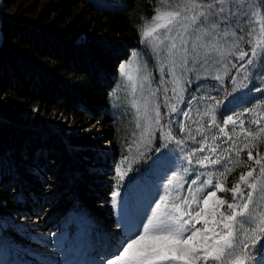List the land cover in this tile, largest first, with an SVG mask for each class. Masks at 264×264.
I'll use <instances>...</instances> for the list:
<instances>
[{"label": "snow or ice", "instance_id": "6c2138e0", "mask_svg": "<svg viewBox=\"0 0 264 264\" xmlns=\"http://www.w3.org/2000/svg\"><path fill=\"white\" fill-rule=\"evenodd\" d=\"M152 11L135 25L144 47L118 66L138 130L113 178L121 233L91 264H264V154L253 157L264 143V98L217 115L222 101L208 92L224 90L226 76L235 88L232 69L247 79L258 60L264 66V0H156ZM257 75L264 82V70ZM193 79L204 94L180 108ZM206 100L214 103L193 109ZM248 114L260 117L255 130L244 127ZM140 160L150 163L123 185ZM237 168L245 170L228 187Z\"/></svg>", "mask_w": 264, "mask_h": 264}, {"label": "trees", "instance_id": "16d2710c", "mask_svg": "<svg viewBox=\"0 0 264 264\" xmlns=\"http://www.w3.org/2000/svg\"><path fill=\"white\" fill-rule=\"evenodd\" d=\"M24 2L0 0L5 21L0 93L21 100L0 107V237L20 247L12 246L0 264H41L21 249L41 244L6 218H39L52 244L72 241L79 225L94 247L107 237L113 178L138 132L132 110L113 99L122 79L118 66L142 49L135 25L150 18L156 5V0ZM229 82L226 76L224 90L217 92L222 101L241 91L238 80L235 88ZM254 97L245 105L253 106ZM31 105L36 111H27ZM257 150L264 154V143L253 149L254 159ZM147 163H136L123 185ZM244 170L237 168L227 186Z\"/></svg>", "mask_w": 264, "mask_h": 264}, {"label": "rangeland", "instance_id": "374dc122", "mask_svg": "<svg viewBox=\"0 0 264 264\" xmlns=\"http://www.w3.org/2000/svg\"><path fill=\"white\" fill-rule=\"evenodd\" d=\"M10 1H12V0H10ZM21 1L23 3H25L24 0H21ZM31 1H34V0H28V2H31ZM40 1H43V0H40ZM254 2L258 5L260 3V0H254ZM5 8H6V5H5ZM3 22H5L4 19H3ZM3 29L4 28H3V25H2V29L1 30H2V35L4 36ZM1 46H3V42H1ZM1 46H0V48H1ZM80 46H84V44L83 45L81 44ZM143 47H144V45H142V48ZM242 47H244V49L246 51L248 50V46L247 45H242ZM230 59H232V58L230 57ZM233 62H235V61H233ZM149 63L151 65L153 62L149 61ZM234 70L236 71V69H234ZM261 70H264V66H261L260 63H259V60H258L256 66L250 69V72L248 73V78L247 79H245L244 75H242L241 73H238L237 71L235 72V74L233 76L237 77L239 85L243 84L242 81L246 80V85L242 86V87L240 86V88H241V92L239 93V96H241L240 98L238 96L235 99L227 98L226 100L222 101V100L219 99V97L217 95V91L212 90V89H208V92H210V94L212 96H215V97H217V99L222 101V103L219 105V108L217 109V115H218L219 111H224V105H228V107L231 110L235 111V112H240L244 108H253V106L256 105L260 101L261 98H264V93L254 90V87H264V82H262L261 78L257 75V72L261 71ZM153 74L155 76H157V78H158V73L155 72V70H153ZM190 76H191V74H190ZM121 78H122L121 82L119 83V85L113 91L114 102H116V103H124L125 102L124 106L127 109L132 110V112H130V113L133 114V116H134L135 110L132 109L131 106L126 101L127 93H126V89L124 87V78L123 77H121ZM201 83H203L202 80L193 79V82L190 85L187 86L188 90H187V92H185V95H184V103H181L179 105L180 108H184L187 105L188 100L191 99L193 96L200 97L202 94H204V89H198L197 88V85L201 84ZM212 83H216V82L212 81ZM231 83H232V81L230 80L229 84H231ZM169 95L171 96V93H169ZM252 95H255V97L253 99V102H252L253 106H251V107L250 106H246L245 105L246 104V99L248 97L252 96ZM7 102H9L11 104L12 103L15 104V102H21V100L15 98V97H12V96H10V97L7 96L6 97L1 92L0 93V107L1 106L4 107ZM213 103L214 102L212 100L201 101L199 104H197L195 101H193L192 107H193V109H196L197 107H199L200 109H204L205 107H207L208 105H212ZM24 104L28 105L29 103L24 102ZM28 106H27V109H28L27 111H32L33 112L34 109L37 108L36 105H33V106L31 105L30 107H28ZM125 107H123V108H125ZM126 110H125V112H127ZM166 111H167V109L164 108L163 105H162L161 106V113L164 114ZM194 114L195 113L193 112V115ZM227 114H232V113L228 112ZM172 116H173V118H175V114H172ZM243 118L245 119L244 127H245V129H249V130H255V128H256V125L254 123H250V121L253 120V119H260L259 115L254 117L251 114H248V115H246V117H243ZM167 119H168V117L166 116L165 120H167ZM220 119H222V118H220ZM207 120H208V118L205 117L204 118V122L206 123ZM163 122L164 121H162V123ZM261 126H264V119L261 120ZM231 129H232V125H229L228 126V131H231ZM237 131H239V127H237ZM158 135L159 134L157 133V139L154 141V144H153V152L148 154L150 156L155 155L154 148L160 146V141L158 139ZM177 135H179V133H177ZM12 142H13V140H12ZM9 143H6L7 146H8ZM191 146H193V145H189V147H191ZM127 155H131V154L127 153ZM120 162H119V171L123 170L121 168ZM135 165L136 164H133L132 169H133V167ZM131 172L132 171L128 172L127 175L130 174ZM127 175H126L125 179L127 178ZM185 187H187V185ZM113 206H114V209H115L114 210V218L112 220L111 225H109L108 227L110 228V230H112V232L115 231L116 238H117L119 236V234L121 233L120 228L117 227V220L119 218L118 217V213H119L120 208H119V199L115 198L114 196H113ZM39 220H40L39 218L37 219L34 216H31V217H28V218H21V219H18V220H16L15 218H11V219L6 218L5 219V221H7L8 223L9 222L12 223V225H14L15 227L23 228V229L27 230V233L32 237V240L37 241V242H39L41 244V246H39V247H26L24 249L21 248L24 252H26L28 254H31L32 256L36 257L38 260H40L44 264H56L57 261H59L58 258L61 255H58L57 253H55V248L51 245V243H49L44 238L45 236H44V234L42 232V229L44 230V228L41 226L42 221H39ZM1 222H4V221L2 220ZM2 227H6V224L3 223ZM82 232H83V229H81L79 231L78 235L82 234ZM262 242H264V241H262ZM77 244H78L77 247L73 250V254H76L78 256L77 257V263H80V264H91V262L98 260L96 257L92 258L91 255L89 256L88 254H86V250L82 246L81 241L77 242ZM12 246L17 248V249H20V247L18 248L17 244L16 243L14 244L13 241L8 239V237H4V238L0 237V257L6 256L7 252L11 249ZM70 258L71 257H68L67 260H69ZM55 259H57V261H55ZM63 260H66V259H63ZM59 264H62V262H59Z\"/></svg>", "mask_w": 264, "mask_h": 264}, {"label": "water", "instance_id": "95a60500", "mask_svg": "<svg viewBox=\"0 0 264 264\" xmlns=\"http://www.w3.org/2000/svg\"><path fill=\"white\" fill-rule=\"evenodd\" d=\"M2 25H3V21L0 17V45H1V42H2V39H3V35H2Z\"/></svg>", "mask_w": 264, "mask_h": 264}, {"label": "bare ground", "instance_id": "6f19581e", "mask_svg": "<svg viewBox=\"0 0 264 264\" xmlns=\"http://www.w3.org/2000/svg\"><path fill=\"white\" fill-rule=\"evenodd\" d=\"M0 17H1V15H0ZM1 46V45H0ZM8 243V242H7Z\"/></svg>", "mask_w": 264, "mask_h": 264}]
</instances>
